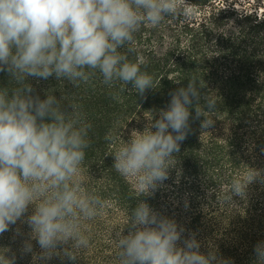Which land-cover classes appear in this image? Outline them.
Here are the masks:
<instances>
[{
  "label": "clouds",
  "instance_id": "obj_1",
  "mask_svg": "<svg viewBox=\"0 0 264 264\" xmlns=\"http://www.w3.org/2000/svg\"><path fill=\"white\" fill-rule=\"evenodd\" d=\"M192 15L187 0H0V71H7L17 85L0 89V234L17 221L27 223L30 238L41 249L39 259L61 255L57 249L63 245V256L75 261L76 252L90 247L83 222L102 215L108 204L86 189L82 175L91 124L76 105H69V112L55 95H33L27 79L55 76L79 87L99 72L105 85L119 82L126 90L131 84L129 91L143 95L153 88V77L142 70L148 63L143 56L129 59L128 53L136 51L135 34L142 26L159 27L167 17L187 20ZM170 95L159 118L143 131L133 130L111 154L112 167L132 178L142 196L129 213L127 234L125 227L115 232L118 262L229 264L215 249L201 253L195 235L178 246L184 229L143 199L169 178L174 153L190 131L194 101L202 105L195 107V118L204 117L201 128L214 124L206 113L216 111V102L201 96L195 79ZM105 139L116 143L110 133ZM260 176L250 168L243 178L234 177L225 201L246 199L248 186ZM30 206L32 212L25 216ZM31 239L22 252L32 251ZM5 253L0 264H15V255ZM254 253L255 264H264V241Z\"/></svg>",
  "mask_w": 264,
  "mask_h": 264
},
{
  "label": "trees",
  "instance_id": "obj_2",
  "mask_svg": "<svg viewBox=\"0 0 264 264\" xmlns=\"http://www.w3.org/2000/svg\"><path fill=\"white\" fill-rule=\"evenodd\" d=\"M243 1L187 0L193 9L190 19L170 16L157 28L142 26L135 34L136 51L128 55L148 62L142 70L152 75L153 88L143 95L129 91L131 84L126 90L119 82L105 85L99 72L79 87L55 76L27 79L33 95H55L69 112V105H76L91 124L82 175L86 189L108 204L102 215L83 222L90 247L76 252L75 261L63 256V245L57 249L61 255L39 259L41 249L21 221L0 234V255L9 250L5 254L15 255V264H119L115 232L125 227L142 196L134 190L132 178L112 167L111 154L133 130L143 131L159 118L171 93L195 79L201 96L216 102V111L206 113L214 124L201 128L204 117L195 118V107L202 105L194 101L190 131L174 153L169 178L143 199L184 229L178 246L195 235L203 254L215 249L229 264H255V245L264 241V10L259 7L263 0H249L255 2L254 9ZM16 86L7 71H0V89ZM109 133L115 144L105 139ZM250 168L261 176L248 186L247 198L225 201L231 180L243 178ZM31 212L30 206L25 216ZM127 232L125 227L123 234ZM29 239L32 251L24 253Z\"/></svg>",
  "mask_w": 264,
  "mask_h": 264
},
{
  "label": "rangeland",
  "instance_id": "obj_3",
  "mask_svg": "<svg viewBox=\"0 0 264 264\" xmlns=\"http://www.w3.org/2000/svg\"><path fill=\"white\" fill-rule=\"evenodd\" d=\"M250 2H251L252 4L249 3V0H246L245 3H244V1H243L242 4L246 5V7L249 8V9H254V8L256 7V6H255V2H253V1H250ZM240 4H241V2L238 3L239 6H241ZM259 7H260V10H261V11L264 10V0H263V4H262L261 6H259Z\"/></svg>",
  "mask_w": 264,
  "mask_h": 264
}]
</instances>
